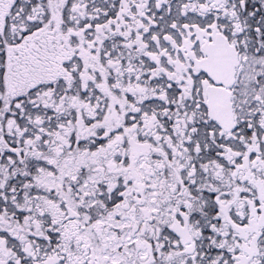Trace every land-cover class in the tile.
I'll list each match as a JSON object with an SVG mask.
<instances>
[{
    "label": "snow or ice",
    "instance_id": "1",
    "mask_svg": "<svg viewBox=\"0 0 264 264\" xmlns=\"http://www.w3.org/2000/svg\"><path fill=\"white\" fill-rule=\"evenodd\" d=\"M0 264H264V0H0Z\"/></svg>",
    "mask_w": 264,
    "mask_h": 264
}]
</instances>
